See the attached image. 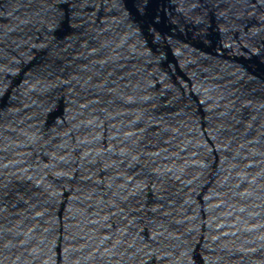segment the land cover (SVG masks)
I'll return each instance as SVG.
<instances>
[{"label": "water", "instance_id": "1", "mask_svg": "<svg viewBox=\"0 0 264 264\" xmlns=\"http://www.w3.org/2000/svg\"><path fill=\"white\" fill-rule=\"evenodd\" d=\"M0 264H264V0H0Z\"/></svg>", "mask_w": 264, "mask_h": 264}]
</instances>
